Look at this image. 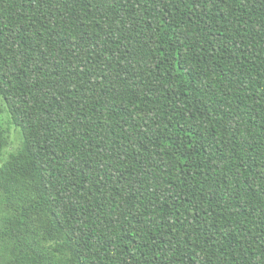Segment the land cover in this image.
<instances>
[{"label": "trees", "instance_id": "trees-1", "mask_svg": "<svg viewBox=\"0 0 264 264\" xmlns=\"http://www.w3.org/2000/svg\"><path fill=\"white\" fill-rule=\"evenodd\" d=\"M0 264H264V0H0Z\"/></svg>", "mask_w": 264, "mask_h": 264}, {"label": "rangeland", "instance_id": "rangeland-1", "mask_svg": "<svg viewBox=\"0 0 264 264\" xmlns=\"http://www.w3.org/2000/svg\"><path fill=\"white\" fill-rule=\"evenodd\" d=\"M12 133H13V136H14V141H13L14 147H13V149H15L16 146L19 143V133H18V131L16 129H12Z\"/></svg>", "mask_w": 264, "mask_h": 264}]
</instances>
